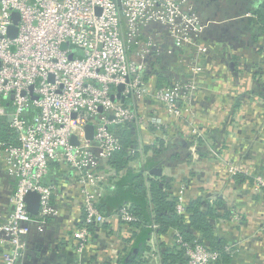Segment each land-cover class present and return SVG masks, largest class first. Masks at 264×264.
I'll return each instance as SVG.
<instances>
[{
  "label": "built area",
  "instance_id": "obj_1",
  "mask_svg": "<svg viewBox=\"0 0 264 264\" xmlns=\"http://www.w3.org/2000/svg\"><path fill=\"white\" fill-rule=\"evenodd\" d=\"M13 14L18 15L15 24ZM217 22L202 18L190 0H0V117L7 118L18 141L0 142L6 171L15 178L13 209L0 223V264H19L30 225L41 228L46 218L59 214L51 202L56 182L45 181L51 163L66 166L78 186L85 224L72 229V236L77 264H83L89 225L111 215L99 208L107 187L118 179L108 164L120 147L111 129L128 123L158 127L159 118L141 112L147 97L162 104L170 117L191 116L195 78L203 68L192 58L208 52L201 36ZM12 25L14 36L9 35ZM167 42L194 52L182 59L193 75L184 83L153 88L146 78L153 60L162 52L175 53ZM259 54V68H264V39ZM192 133L200 135L194 126ZM223 169L230 178L246 174L232 161L224 162ZM254 183L264 190L263 175L255 176ZM28 191L40 194L37 215L26 209ZM185 193L182 183L169 197L176 200V213L186 216ZM112 213L125 223L136 220L128 203ZM232 218L240 216L233 212ZM175 241L184 247L183 264H216L220 258L219 251L199 240L189 244L176 234ZM149 258L160 264L155 251Z\"/></svg>",
  "mask_w": 264,
  "mask_h": 264
},
{
  "label": "crops",
  "instance_id": "obj_2",
  "mask_svg": "<svg viewBox=\"0 0 264 264\" xmlns=\"http://www.w3.org/2000/svg\"><path fill=\"white\" fill-rule=\"evenodd\" d=\"M190 1L202 18L218 21L201 36L208 52L198 57L167 42V46L175 49L174 58L158 61L159 69L157 63L152 65L159 71L150 70L147 77L153 88H157L161 71L163 85L184 83L193 74L182 59L195 55L192 59L203 68L195 78L198 88L192 92L191 116L170 117L162 104L147 97L141 112L156 116L161 123L158 127L150 124L143 128L129 124L138 142L132 151H137L138 156L130 166L146 177L154 176L169 183L172 192L183 183L187 201L203 198V203L215 207L218 216L210 218L214 235L231 247L225 253L230 259L224 256L217 264H264V190L254 183L255 176H264V68L258 69L264 39V31L260 29L264 25L261 22L264 0ZM193 126L199 136L192 133ZM174 142L180 146L173 154L189 158L171 163L167 161L169 156L159 155L162 163L154 166L161 168L162 174H151L145 163L154 155L153 145L165 147ZM226 161L234 162L246 174L228 177L223 169ZM61 169L56 174L52 195L59 214L46 218L41 228L39 224L30 225L25 236L26 253L19 264H77L72 229L81 220L82 200L71 171L64 165ZM14 186L15 178L7 173L0 154V223L13 209L10 196ZM233 212L239 214V220L232 218ZM109 214L105 227L98 225L91 232L83 264H117L135 233L134 225L123 222L112 212ZM176 234L171 229L162 240L173 246ZM157 244L158 235L152 231L146 256L158 248Z\"/></svg>",
  "mask_w": 264,
  "mask_h": 264
},
{
  "label": "trees",
  "instance_id": "obj_3",
  "mask_svg": "<svg viewBox=\"0 0 264 264\" xmlns=\"http://www.w3.org/2000/svg\"><path fill=\"white\" fill-rule=\"evenodd\" d=\"M261 22L264 24V18L261 19ZM260 29L263 32L264 25ZM161 32L167 35L164 28H162ZM173 58V56L162 52L153 61L154 63L160 60L171 61ZM162 76L163 72L161 71L158 74L157 87L166 86L161 83ZM111 131L119 138L120 147L111 155L108 164L114 169V174L117 175L116 178L118 179L113 182V188L107 187L106 195L99 203V208L106 214H109L128 203L130 211L136 218L135 221L131 222L136 231L124 252L120 254L117 264H125V258L135 247L138 248V251L132 255L128 264H151V259L146 256V253L150 251L148 239L152 231H155L158 235V248L155 252L159 256L160 264H183L186 261V257L182 244L175 241L173 246H169L162 240V236L167 234L171 229L176 230L183 242L191 244L194 240H199L209 249L219 251L220 258L216 264L222 261L223 257L227 256L224 250L226 243L214 235V224L210 220V218L215 219L218 216L215 213V207L209 205L207 202L203 203V198L189 199L187 201V215L177 214L176 200L173 197H169L173 193L169 183H164L163 180H158L154 176L146 177L142 171L134 170L130 166V162L138 156L137 151L132 152L138 147V142L129 123L116 125ZM0 142L4 144H15L18 142L16 133L5 117H0ZM177 146H180V143H170L165 147L161 144L153 145L152 151L154 155L147 159L145 168L151 169L154 165L161 164L162 161L159 155L162 154L169 156L167 161L171 163L187 160L189 156L184 154L179 155L176 152V154H173ZM51 166L52 168L45 180L46 182H56V174L62 170L59 164L51 163ZM113 190L114 192L116 191V194L112 193ZM127 196L129 197L127 198ZM51 202L53 203L52 198ZM83 224H85L84 211H82L81 220L77 227H81ZM153 224L157 225V227L152 228L151 225ZM98 225L105 227V222L89 225L90 231L92 232ZM227 259L230 258L228 257Z\"/></svg>",
  "mask_w": 264,
  "mask_h": 264
},
{
  "label": "water",
  "instance_id": "obj_4",
  "mask_svg": "<svg viewBox=\"0 0 264 264\" xmlns=\"http://www.w3.org/2000/svg\"><path fill=\"white\" fill-rule=\"evenodd\" d=\"M13 21L14 24L18 20V15L13 14ZM16 33V27L15 25H12L9 27V35L14 36ZM230 66H233V63L230 64ZM118 90H122V86L118 87ZM11 120V118H9ZM86 133H87V138H91L93 134V128L92 126L88 125L86 126ZM74 141V140H73ZM150 173L155 175V176H161L162 174V169L159 167L153 166L150 170ZM168 180V179H167ZM25 203H26V209L27 211L32 214V215H37L39 212V207H40V194L36 191H28L24 197ZM138 251V248H133V250L127 255L125 258V264H128L131 260V257L134 253ZM186 257V256H185Z\"/></svg>",
  "mask_w": 264,
  "mask_h": 264
},
{
  "label": "rangeland",
  "instance_id": "obj_5",
  "mask_svg": "<svg viewBox=\"0 0 264 264\" xmlns=\"http://www.w3.org/2000/svg\"><path fill=\"white\" fill-rule=\"evenodd\" d=\"M160 64H161V63H157V68H158V69L160 68ZM157 68H156V69H157ZM156 69H155V68H154V69L152 68L151 71L154 70L153 73L156 72V71H159V70H156Z\"/></svg>",
  "mask_w": 264,
  "mask_h": 264
}]
</instances>
